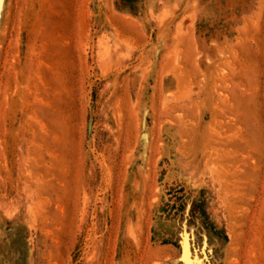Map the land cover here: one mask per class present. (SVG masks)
Wrapping results in <instances>:
<instances>
[{
    "label": "rangeland",
    "instance_id": "rangeland-1",
    "mask_svg": "<svg viewBox=\"0 0 264 264\" xmlns=\"http://www.w3.org/2000/svg\"><path fill=\"white\" fill-rule=\"evenodd\" d=\"M0 264H264V0H2Z\"/></svg>",
    "mask_w": 264,
    "mask_h": 264
},
{
    "label": "water",
    "instance_id": "water-1",
    "mask_svg": "<svg viewBox=\"0 0 264 264\" xmlns=\"http://www.w3.org/2000/svg\"><path fill=\"white\" fill-rule=\"evenodd\" d=\"M2 0H0V8H1Z\"/></svg>",
    "mask_w": 264,
    "mask_h": 264
}]
</instances>
